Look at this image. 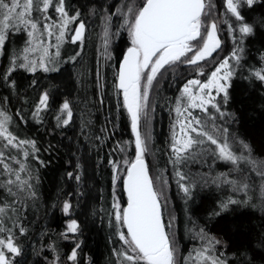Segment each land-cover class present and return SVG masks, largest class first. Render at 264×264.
<instances>
[{
  "label": "trees",
  "instance_id": "16d2710c",
  "mask_svg": "<svg viewBox=\"0 0 264 264\" xmlns=\"http://www.w3.org/2000/svg\"><path fill=\"white\" fill-rule=\"evenodd\" d=\"M128 2L67 0L69 15L80 13L79 20L70 26L69 36L78 22L83 21L86 25L83 45L79 42L72 44L69 40L61 46L62 62L58 65V72L17 70L11 76L15 89L0 80V99L8 98L3 107L12 116L10 130L20 139L34 141L38 149L33 154L28 147L30 156H19L31 170L37 194L25 204L23 222L27 234L19 237L23 245L22 256L17 258L20 264H51L57 253L60 255L59 264H71L66 261V256L74 244L61 235L66 232L71 219L80 226L77 239L82 244L77 264H115L118 259L113 249L120 248L121 244L110 215L113 192L121 206H126L122 183L126 168L124 161L131 162L135 158L131 118L123 107L122 93L118 94L115 88L119 63L130 46L127 31L118 32L121 19L115 13ZM212 3L216 8L211 19L222 21L226 15V0H212ZM240 11L248 23H255L264 17V0L251 8L242 7ZM108 13L113 15L106 58L104 29ZM53 16L56 18L55 13ZM218 34L221 47L212 58L200 62L199 68L177 63L169 67L163 77L158 76L152 87L148 122L144 121L141 128L149 137L145 161L155 188L161 193L164 222L172 225L166 230L177 247L179 264H185V260L188 264H195L196 259L192 261L189 255L192 258L198 250L208 246V238L220 241L215 246L214 255L222 254L229 264H241L245 254L253 252L257 240L264 234V208L259 206L258 183L252 189L248 205H232L220 215H214L219 211V203L229 196L237 200L246 198L243 193L233 192L229 185L218 187L212 183L222 173H228L229 179L242 178L241 173L231 171L233 166L230 163L216 159L212 152L214 145L206 143L201 146L203 152L197 149L201 154L194 159L179 165L172 163L175 159L171 152V136L175 131L176 101L184 84L190 79L207 81L219 62L229 57L237 46L243 48V59L232 77L228 102L223 105V111L230 116L225 120L218 119L216 123L227 127L230 137L248 144L254 157L264 158V84L250 77V69L261 66L264 30L257 26L254 35L245 37L239 45L235 42L241 35L238 31L230 33L221 23ZM26 39L23 33L9 37L5 53L0 56V75L6 71L13 50L20 51ZM77 51L81 54L75 62H63ZM201 70L204 75L197 74ZM98 71L102 77V89L97 82ZM45 91L50 95L48 107L39 113L37 119L33 112ZM65 100L70 102L73 111V119L66 126L58 125L56 119ZM194 115L207 118V114L200 111H194ZM234 146L239 154L238 144ZM112 161L119 165L118 175L121 177L115 189ZM177 170L189 178L183 181L190 187L187 196L177 183ZM69 173L73 174L72 178ZM247 174L257 179L254 172L248 170ZM76 175L80 176L79 181L75 179ZM65 201L72 205L68 214L62 211ZM201 230L206 234L205 239L200 238ZM50 245L55 246V253ZM255 264H264V251L257 250Z\"/></svg>",
  "mask_w": 264,
  "mask_h": 264
},
{
  "label": "snow or ice",
  "instance_id": "6c2138e0",
  "mask_svg": "<svg viewBox=\"0 0 264 264\" xmlns=\"http://www.w3.org/2000/svg\"><path fill=\"white\" fill-rule=\"evenodd\" d=\"M260 0H226V15L222 21L211 19L216 5L212 0H129L118 8L115 15L121 19L120 30H125L129 36L130 46L123 53L117 73L115 88L122 93L123 107L131 118V129L135 135V158L131 162L124 161L126 165L122 178L123 190L126 193L127 203L122 207L118 197L113 192L112 212L115 233L121 244L120 248L113 249L118 258L115 264H179L178 252L166 228H171L162 219L164 205L161 203V193L155 188L154 181L149 175L145 161L148 150V136L142 137L139 130L141 117L148 122L149 92L158 76L163 77L169 67L177 63H186L200 67V62L213 57V53L221 47L218 38L220 24L227 26L230 33L239 32L241 35L238 45L245 37L254 35L255 28L259 26L264 30V17L255 23H248L242 15V7L251 8ZM93 11H95L93 9ZM53 13L56 14L54 18ZM227 14H230L228 16ZM112 13L105 16L104 52L108 53L109 28ZM80 13L69 15L67 0H0V56L5 53L6 42L9 37L16 34H26L25 47L13 50L9 56L6 71L0 75L6 86L15 89V81L11 79L12 73L24 70L35 73L38 70L45 73L58 72L61 45L65 42L68 25L79 20ZM234 18V19H233ZM86 25L79 21L72 30L70 37L72 44L83 45ZM117 32V34H118ZM55 36V53L50 54L52 45H45V37ZM40 55L37 59L30 57V53ZM242 47H234L230 56L224 58L211 72L206 82L200 79L188 80L176 101L177 123L179 134L172 132L171 152L175 154L173 164L179 165L186 160L194 159L197 149L210 143L215 146L212 150L216 159L230 163L232 172L241 173L242 178L229 179L228 173H222L212 183L218 187L229 185L233 192L244 193L245 199L237 200L229 196L219 203L220 215L232 205H248L251 196L249 192L257 185L260 192V207L264 208V158L252 155L251 148L242 140L230 137L229 129L218 125V119L225 120L230 114L223 111L229 99L228 89L235 74L236 67L243 59ZM77 51L69 56L67 61L75 62L80 56ZM234 60L235 64L230 63ZM198 75H204L199 71ZM250 77L264 84V55L261 56V66L250 69ZM98 85L103 88L102 77L97 72ZM35 83V81H34ZM219 97L220 99H217ZM50 95L48 91L41 93L33 112L35 118L48 107ZM8 98L0 99V264H20L17 259L22 256L23 245L19 237L27 234L24 225L25 204L28 199L36 197L34 177L30 168L19 156L28 158L32 153L38 152L34 141L23 140L11 130L12 116L3 107ZM199 109L207 114V118L193 115L191 110ZM210 109L213 110L210 112ZM56 117L58 125H68L73 119L70 102L65 100ZM218 114V115H216ZM183 117V119H180ZM238 144L239 154L233 145ZM34 159L38 156L33 155ZM42 163V162H41ZM113 188L121 179L118 175L119 165L112 161ZM79 167V165H77ZM255 173L256 180L247 174ZM70 178L72 173L68 174ZM177 183L187 196L190 187L183 183L188 180L183 172L177 170ZM75 179L80 180L76 175ZM166 183V182H165ZM207 183V181H205ZM19 205V206H18ZM255 206V205H253ZM72 205L69 201L63 203L62 211L70 212ZM80 226L75 219L67 224L66 232L61 235L65 240L71 239L74 246L67 254L66 261L77 264L78 250L82 242L77 239ZM69 233L72 234L71 237ZM200 238L205 239L206 234L201 230ZM220 241L214 238L207 239L206 247L196 252L203 264H229L222 254L214 255L215 246ZM55 253L56 248L50 245ZM257 250L264 251V234L257 240L251 254H245L241 264H255ZM191 254L189 255V259ZM60 255L57 253L51 264H59ZM185 264H188L185 260Z\"/></svg>",
  "mask_w": 264,
  "mask_h": 264
},
{
  "label": "rangeland",
  "instance_id": "374dc122",
  "mask_svg": "<svg viewBox=\"0 0 264 264\" xmlns=\"http://www.w3.org/2000/svg\"><path fill=\"white\" fill-rule=\"evenodd\" d=\"M75 22V21H74ZM74 22H71V23H69V25H68V31H67V33H66V37H65V42L64 43H66L67 41H69L70 39L68 38V37H70L69 36V33H70V26H71V24L72 23H74ZM74 33H72L71 35H73ZM85 34V33H84ZM218 38L220 39V37H219V34H218ZM221 41V40H220ZM45 45H52V47H50V49H49V52H50V54H54L55 53V51H56V49H55V43H56V41H55V36H53V37H51V38H48V37H45ZM63 43V44H64ZM78 43V42H77ZM80 43V42H79ZM62 44V45H63ZM61 45V46H62ZM26 45H24L23 47H22V49L25 47ZM21 49V50H22ZM218 50V49H217ZM215 53V52H214ZM213 53V54H214ZM30 55V57L31 58H33V59H37L38 57H39V55H40V53L39 52H37V53H35V54H33V53H30L29 54ZM202 62V61H201ZM230 63H232V64H235V61L234 60H232V61H230ZM39 71V70H38ZM155 82V81H154ZM206 82V81H205ZM116 83H117V79H116ZM151 96H152V89L150 90V92H149V102H148V114H149V111H150V103H151ZM181 96V95H180ZM123 97V96H122ZM218 98V97H217ZM192 112H193V115H194V111H200L199 109H194V110H191ZM149 117V116H148ZM180 119H183V117H180ZM144 121H145V119H144V117L142 116L141 117V121H140V126H139V130H140V132H141V136L142 137H145V136H147V132H146V130H144L145 132H142V123L144 124ZM175 131L177 132V134H179V124L177 123V114L175 115ZM145 133V134H144ZM134 138H135V135H134ZM148 143H149V138H148ZM149 145V144H148ZM234 148H235V146H234ZM235 150H236V148H235ZM237 151V150H236ZM148 154V152H146L145 153V160H146V158H147V155ZM174 154V153H173ZM174 156H175V154H174ZM237 174V173H236ZM252 193V190L249 192V196L250 195H252L251 194ZM244 194V193H243ZM121 204V203H120ZM70 222V221H69ZM175 246V245H174ZM175 248L177 249V247L175 246ZM177 252H178V250H177ZM192 261H195V259H196V262H195V264H203V262L196 256V254H193V256H192V258H190Z\"/></svg>",
  "mask_w": 264,
  "mask_h": 264
},
{
  "label": "water",
  "instance_id": "95a60500",
  "mask_svg": "<svg viewBox=\"0 0 264 264\" xmlns=\"http://www.w3.org/2000/svg\"><path fill=\"white\" fill-rule=\"evenodd\" d=\"M119 68V67H118ZM118 82V81H117ZM147 164V163H146ZM150 175V174H149ZM125 196H126V193H125ZM126 199H127V197H126ZM162 219H163V221H164V218H163V211H162ZM165 223V222H164ZM167 231V230H166Z\"/></svg>",
  "mask_w": 264,
  "mask_h": 264
}]
</instances>
